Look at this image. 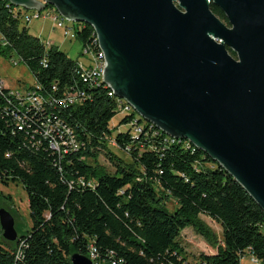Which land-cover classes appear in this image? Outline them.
I'll return each mask as SVG.
<instances>
[{"label":"trees","instance_id":"16d2710c","mask_svg":"<svg viewBox=\"0 0 264 264\" xmlns=\"http://www.w3.org/2000/svg\"><path fill=\"white\" fill-rule=\"evenodd\" d=\"M17 9L0 0V53L19 55L34 77L26 91L42 99L27 108L0 88V182H21L31 221L23 233L15 226L18 241L4 239L0 228V264H70L73 252L88 257L91 249L104 264H240L246 253L264 264V211L244 188L204 151L134 111L110 125L119 112L108 88L83 82L76 60L29 34ZM210 9L228 24L219 7ZM78 24L80 46L97 50L93 28ZM76 90L84 93L81 103L60 102ZM63 127L77 149L61 144L69 136ZM111 140L128 160L112 151ZM169 198L176 202L172 211L165 206ZM200 215L219 223L221 238ZM186 227L213 250L189 260L179 239Z\"/></svg>","mask_w":264,"mask_h":264},{"label":"water","instance_id":"95a60500","mask_svg":"<svg viewBox=\"0 0 264 264\" xmlns=\"http://www.w3.org/2000/svg\"><path fill=\"white\" fill-rule=\"evenodd\" d=\"M8 1L37 12L49 4L89 24L104 55L102 84L140 119L204 151L264 211V0ZM0 228L19 240L4 208ZM69 260L94 264L78 252Z\"/></svg>","mask_w":264,"mask_h":264},{"label":"rangeland","instance_id":"374dc122","mask_svg":"<svg viewBox=\"0 0 264 264\" xmlns=\"http://www.w3.org/2000/svg\"><path fill=\"white\" fill-rule=\"evenodd\" d=\"M32 9H27V13H31ZM20 26L27 27L28 33L40 38L43 42L56 45L60 50L65 52L72 59L82 60L80 56V43L76 38L64 37L61 28L56 27L55 22L50 18V9L41 10L39 18L31 19L26 22L21 18ZM11 59L19 60L17 64H13ZM83 61V60H82ZM0 78L7 87L23 91L25 87L34 83L33 73L29 67L20 60L16 52L9 54L0 53ZM120 113H117L110 121V125L115 126L118 123ZM127 125L119 126V130L126 129ZM112 151L122 156L126 160V154L116 149L112 145ZM99 161L111 170L110 163L105 159L104 155L99 156ZM165 206L172 211L176 202L173 198L166 200ZM0 208H4L12 215L15 226L19 233H23L25 229L31 225L29 216V207L27 194L21 182H9L7 185L0 182ZM201 219L213 230V232L221 238V227L219 223L212 220L208 216L200 215ZM189 260L193 261L201 252L210 253L213 248L197 234L191 227H186L180 232V237ZM240 264H252L250 254L246 253L241 259Z\"/></svg>","mask_w":264,"mask_h":264},{"label":"built area","instance_id":"2783aa9c","mask_svg":"<svg viewBox=\"0 0 264 264\" xmlns=\"http://www.w3.org/2000/svg\"><path fill=\"white\" fill-rule=\"evenodd\" d=\"M17 8V7H16ZM50 9V18L52 21L55 22L56 27L61 28L63 36L69 37V38H76V30L79 28V24L77 22L68 21L65 18H63L54 8ZM17 11H21L22 15L21 18L24 19L26 22H29L31 19L39 18L41 16V12L32 11L31 13H27L26 10L22 8H18ZM1 38V36H0ZM93 43L97 45V50L92 48L91 46H80V56L82 57V60L76 59L77 64V73L79 74L81 80L85 83H88L89 85H98L102 84V73H103V64H104V55L101 52L97 37L94 32V40ZM47 45L50 43L46 42ZM107 88L106 85L102 84ZM1 87H7L4 83V81L0 78V88ZM10 89V93L15 95L16 97L21 99V106L24 107H32L37 108L40 106L41 103V96H36L34 92L26 91L24 88L23 91H20L18 89H13L10 87H7ZM52 89H55V86L52 87ZM83 91H72L65 93L64 96L60 99L61 103L66 104H74V103H81L83 98ZM108 95L111 97H114L117 100L118 106L117 110L120 114L133 111L131 106L123 99H120L116 97L111 90L108 89ZM19 99V100H20ZM52 125H55L54 127L57 128L59 125L58 122L55 124H49L45 130V134L49 135ZM63 130L65 131V134L69 135L65 141H62L61 144L71 146L74 149H77L78 144L76 139L70 135L71 131L69 128L63 127ZM135 130H138V128H135ZM51 147L53 149L59 150V145L57 142H55L53 139L50 140ZM111 145L115 146L114 141H110ZM94 264H104L101 262V260L98 259V255L95 252V250L91 249L88 256ZM250 261L252 264H259V261L256 259V257L250 253ZM109 264H116L115 261H111Z\"/></svg>","mask_w":264,"mask_h":264}]
</instances>
